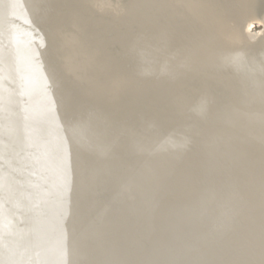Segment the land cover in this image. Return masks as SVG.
<instances>
[{
  "label": "bare ground",
  "instance_id": "bare-ground-1",
  "mask_svg": "<svg viewBox=\"0 0 264 264\" xmlns=\"http://www.w3.org/2000/svg\"><path fill=\"white\" fill-rule=\"evenodd\" d=\"M0 264H264V0H0Z\"/></svg>",
  "mask_w": 264,
  "mask_h": 264
}]
</instances>
